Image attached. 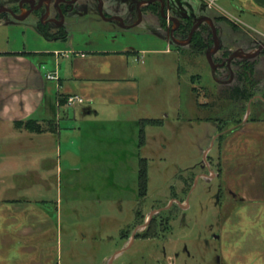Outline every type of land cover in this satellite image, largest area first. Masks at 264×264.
Segmentation results:
<instances>
[{"label": "rangeland", "instance_id": "374dc122", "mask_svg": "<svg viewBox=\"0 0 264 264\" xmlns=\"http://www.w3.org/2000/svg\"><path fill=\"white\" fill-rule=\"evenodd\" d=\"M19 1L0 0V9L15 10ZM213 1L222 13L201 0L173 4L215 24L234 22L218 25L224 38L216 30L217 70L207 58L215 42L200 53L189 40H171L169 51L139 47L129 61L138 102L115 98L119 107L46 144L0 138V264H247L250 252H264V85L246 104L229 99L246 61L264 81V51L227 62L264 46V19L242 15L232 0ZM79 6L66 24L75 46L107 49L109 27L99 10L93 15L98 4L87 9L92 15ZM120 6L122 14L132 9ZM15 22L1 15L0 51L37 49L34 19L17 23L24 32ZM143 172L149 184L141 194ZM167 206L166 237L154 227L163 215L149 241L136 236V224Z\"/></svg>", "mask_w": 264, "mask_h": 264}, {"label": "crops", "instance_id": "0c3cea01", "mask_svg": "<svg viewBox=\"0 0 264 264\" xmlns=\"http://www.w3.org/2000/svg\"><path fill=\"white\" fill-rule=\"evenodd\" d=\"M120 1L129 4L131 11L125 14L119 12ZM144 1H103L109 12L105 13L104 22L101 20L109 27L106 41L110 44H104L107 49L102 51L91 50L90 43L86 49L80 43L79 47L75 46L70 33L66 40H46L35 28L36 24L29 28V32L31 36L41 39L37 49L32 47L29 50L24 45V49L17 51H0V138L12 137L10 140L16 142L17 138L27 136L31 142L46 144L51 138H62L63 132L72 127L76 131L77 125L80 127L83 122H91V118H99L112 106L117 108L126 102H138V83L129 67L131 55L138 53L139 47L148 46L169 51L172 40V23L167 20L164 22V18L155 11L157 6L161 7L160 4L152 9L141 7L143 17L140 21L137 6ZM232 1L242 15L264 19V0ZM164 3L167 16L179 24L206 19L201 10L199 12L194 7V13L188 16L177 9L173 0H165ZM79 5L81 10L92 15L95 10L87 9L97 3L94 0H80ZM93 15H98V6ZM115 18L122 19V22L113 20ZM222 18L217 19V24L214 22L219 39L224 38L225 34L218 25L228 22L218 21ZM15 27L16 31L24 32L21 25ZM119 38L123 39L122 42H119ZM53 73H58L59 82L47 80V75ZM128 89L136 94H130L126 91ZM72 97H80L84 103L69 107L68 100ZM115 98L119 100L117 106L112 104ZM28 121L37 122L47 130L46 133L35 135L16 127ZM15 208L9 206V211ZM248 259L250 261L247 264H264V252H250Z\"/></svg>", "mask_w": 264, "mask_h": 264}, {"label": "flooded vegetation", "instance_id": "af4514ba", "mask_svg": "<svg viewBox=\"0 0 264 264\" xmlns=\"http://www.w3.org/2000/svg\"><path fill=\"white\" fill-rule=\"evenodd\" d=\"M42 1L44 2L43 4H41ZM79 1L80 0H50V5H49L47 0H21V1H19L18 8L15 10L8 9V8L0 9V20H1L2 14L10 15L8 13V11L9 10L13 11L15 13L16 17L25 19V21L30 19V18H33L34 21L36 22V27L38 28V31L41 33V30L43 29L49 36H51L53 38L52 41H55V40L62 41L64 38H65L64 40H66L69 36V34L66 30L67 18L75 13V11L77 9V5L79 4ZM89 1H92V0H89ZM94 1H96V3L98 4L99 14L102 11L103 14L105 15L106 12H105L103 0H100V1L94 0ZM150 1H152V0H150ZM150 1H144V2H141L139 4H142L141 7L147 8V9H152L155 5L159 4V3H157L154 5H148L147 2H150ZM163 1H165V0H163ZM139 2H140V0H139ZM134 9H135V7H134ZM155 9L156 10L160 9L162 12V6L161 7L157 6ZM165 12H167L166 7H165ZM166 17H167L166 20L168 21L167 14H166ZM14 20L16 21L15 18H14ZM172 21L173 20L170 19V22L174 23ZM17 23H19V22L16 21L15 23H13V24L11 23V24L17 25ZM176 23H177V21H176ZM180 26H181V24L178 23L176 30H178L180 28ZM210 28H212V27H210ZM176 30L172 31L170 28V31L172 33L173 42L175 44H177L176 42L186 43L184 41H180L179 39H177L174 36V32ZM191 34H192V32H191ZM190 37H191V35H190ZM260 47H261V44L258 45V49ZM201 178L202 177L199 176L197 178L198 181L201 180ZM148 184H149V180H148ZM173 201L174 202L172 203V207L176 205L180 210H183V212L186 211L183 209L185 207L183 204H179L177 200H173ZM220 203H221V201H220ZM188 204H187V206H188ZM172 207L170 208L169 206H167V207H164V209L162 211H153L150 214V216L147 217V220H145L146 217L143 219L145 221H143L142 224H140V223L136 224L135 225L136 236H138L142 239L144 238V240H146V241H149L146 239V236H148L150 233L148 231L151 229V227H152L151 225L153 224L155 217H160L163 215L161 218L157 219L159 221L156 220V223H154V227H156V229H158L157 231H161V233H163V237H166L167 236V234H166L167 233V227L170 224L171 220L167 217L165 218L164 215L165 214L167 215L168 212H170V209L172 210ZM126 238H127V244L124 247L129 246L132 236L130 235ZM187 254L189 255L188 251H187ZM116 258H114V260Z\"/></svg>", "mask_w": 264, "mask_h": 264}, {"label": "trees", "instance_id": "16d2710c", "mask_svg": "<svg viewBox=\"0 0 264 264\" xmlns=\"http://www.w3.org/2000/svg\"><path fill=\"white\" fill-rule=\"evenodd\" d=\"M159 15L162 16L160 9L155 10ZM160 12V13H159ZM163 18V17H162ZM164 22H166V19H163ZM218 21H228L226 18L219 19ZM197 22L190 21L186 24H181L180 28L174 32V36L177 39H182L183 40H189L192 29L194 28L195 24ZM234 28L236 26L232 23L229 22ZM41 35L49 41H52L53 38L49 36L43 29L41 30ZM65 39V38H64ZM63 39V40H64ZM179 39V40H180ZM207 43L209 45L214 44V36L212 33V28H210L207 24L202 25L195 33L193 39L191 40L190 44L194 46V52L200 53L204 48L208 47ZM253 64H250V62L246 61L245 64L242 66V70L240 73V80L238 82V85L234 87L229 94V99L231 102L235 103H242L246 104L250 102L253 99V88H258L262 85H264V81L260 82L256 80V75H255V67L252 66ZM257 92V90H255ZM254 91V92H255ZM263 103V101H262ZM205 107V106H201ZM16 127L19 130L29 132L31 134L35 135H42L46 133L47 130H44V128L38 124L37 122L34 121H28V122H23L19 123L16 125ZM148 178L146 177V173L143 172L142 178H141V194L142 192L146 191L148 188ZM144 190V191H143ZM140 194V196H141Z\"/></svg>", "mask_w": 264, "mask_h": 264}, {"label": "water", "instance_id": "95a60500", "mask_svg": "<svg viewBox=\"0 0 264 264\" xmlns=\"http://www.w3.org/2000/svg\"><path fill=\"white\" fill-rule=\"evenodd\" d=\"M47 1H48V4L50 5V0H47ZM99 1H100V0H99ZM43 3H44V2L42 1L41 4H43ZM157 3L161 4V6H162V12H161L162 17H163L164 19H167V17H166V12H165V7H166V5H165V3H164L163 0H152V1H150V2H147L148 5H154V4H157ZM141 5H142V4H139V5L137 6V10H138L139 15H140V21H141V19H142V17H143V13H142ZM48 9H49V8H48ZM34 11H35V10H34ZM8 13H9L11 16H13V17L16 19V21H18V22H23V21H25V19H22V18H18V17H16V15H15V13H14L13 11H10V10H9ZM100 16H101L103 19H106L105 15L103 14L102 11H101V13H100ZM113 20H115V21H119V22H122V19H120V18H115V19H113ZM173 22L175 23L176 21L173 20ZM207 23H210V25H211V27H212V32H213V35H214V42H215V50H214L213 52H211V53L208 55L207 58H208V62L210 63L211 67L213 68V70H217L219 67L214 65V63H213V56H214L215 53L218 51V45H219V42H218V35H217L216 28H215V26H214V22H213L211 19H203V20H200V21L197 22V24L195 25V27H194L193 30H192V34H191V37H190V40H189L188 43L191 42V40H192V38H193V36H194L196 30H197L199 27H201L202 25L207 24ZM176 43H177L178 45H185V44H187V43H185V44H181V43H179V42H176ZM263 51H264V46L260 47L256 52L251 53V54H248V55H243L242 53H238V54H236L235 56H233L232 58H230L227 62H228V63H231L232 61H234V60H238V59L253 60V59L257 58L258 56H260V55L262 54ZM206 160H207V156H206V158H205V161H206Z\"/></svg>", "mask_w": 264, "mask_h": 264}, {"label": "built area", "instance_id": "2783aa9c", "mask_svg": "<svg viewBox=\"0 0 264 264\" xmlns=\"http://www.w3.org/2000/svg\"><path fill=\"white\" fill-rule=\"evenodd\" d=\"M208 8L209 11H214L217 6L215 5V2L213 0H201ZM218 9V8H217ZM219 11H222L221 9H218ZM168 21L170 22V18L168 17ZM207 25L209 27H211L210 23H207ZM178 26V22L176 23H172L171 25V30L174 31L176 30ZM47 80L48 81H53V82H59V76H58V73H53V74H49L47 75ZM223 80L220 79V78H217L216 79V83H221ZM224 82V81H223ZM84 103V100L80 97H72L68 100V106L69 107H72L74 105H79V104H83Z\"/></svg>", "mask_w": 264, "mask_h": 264}]
</instances>
